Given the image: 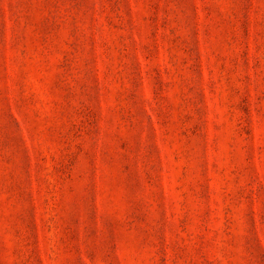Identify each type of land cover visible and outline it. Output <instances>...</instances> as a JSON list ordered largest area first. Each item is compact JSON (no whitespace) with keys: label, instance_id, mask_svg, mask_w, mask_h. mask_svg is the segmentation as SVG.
<instances>
[{"label":"rangeland","instance_id":"obj_1","mask_svg":"<svg viewBox=\"0 0 264 264\" xmlns=\"http://www.w3.org/2000/svg\"><path fill=\"white\" fill-rule=\"evenodd\" d=\"M0 264H264V0H0Z\"/></svg>","mask_w":264,"mask_h":264}]
</instances>
